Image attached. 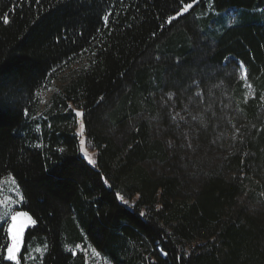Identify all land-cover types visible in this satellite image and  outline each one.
Here are the masks:
<instances>
[{
	"label": "trees",
	"instance_id": "trees-1",
	"mask_svg": "<svg viewBox=\"0 0 264 264\" xmlns=\"http://www.w3.org/2000/svg\"><path fill=\"white\" fill-rule=\"evenodd\" d=\"M263 7L0 0V179L16 180L20 209L34 220L25 243L46 241L43 264H86L78 249L86 247L112 264H264ZM229 8L238 11L235 24L209 31L207 10ZM81 54L86 64L35 116L37 93ZM166 91L198 113L202 147L224 146L215 167L204 172L167 151L160 131L175 137V128L155 98ZM75 110L95 167L79 154ZM246 183L261 195L250 211L236 205ZM0 264H14L3 248Z\"/></svg>",
	"mask_w": 264,
	"mask_h": 264
},
{
	"label": "rangeland",
	"instance_id": "rangeland-1",
	"mask_svg": "<svg viewBox=\"0 0 264 264\" xmlns=\"http://www.w3.org/2000/svg\"><path fill=\"white\" fill-rule=\"evenodd\" d=\"M259 13L264 15V7L258 10ZM206 15L211 19L208 30L217 32L221 31L226 27L233 26L238 17V11L235 8H229L223 13H213L210 9L207 10ZM234 21V22H233ZM87 57L84 54L74 57L68 63L60 66L53 74V77L41 88L37 93V107L36 115H39L43 110L47 102L50 100L51 95L57 91L62 85L69 82L86 64ZM233 58H227L225 60L226 64L232 63ZM237 72L239 78L245 83V98L250 99L253 97V91L250 84L247 82L246 70L241 68L240 62L236 63ZM197 89V85H195ZM159 103L167 111L170 117V125L174 126L175 137H168L166 135V130L162 129L160 131L159 138L165 143L166 149L170 154H175L180 156L182 160H186L187 164L197 167V163L204 165V172L212 167H215L217 160L219 158V152L224 147L216 145L215 142H211V147H202L201 138L198 135L197 127V114L192 108L187 106H180L175 102L174 94L172 92L166 91L162 94L155 96ZM158 103V104H159ZM78 111V110H75ZM236 124V123H235ZM83 125V127L81 126ZM73 133L76 135L78 140L79 154L85 161L91 166L95 167V164H91L89 160L96 161V152L92 150L87 142L84 132V124L82 121V116H76V122L73 125ZM83 141V144H81ZM217 146V145H216ZM215 148V150H213ZM209 160V162H207ZM208 164V165H207ZM183 166V165H182ZM186 168V167H185ZM188 174H192L189 173ZM189 175V176H190ZM193 175V174H192ZM259 191L255 185L246 183L239 196L237 197V207L244 211H250L257 208L260 205ZM23 203V197L21 190L11 174H6L0 179V229H2L6 238L2 239L0 235V251L3 248V258L4 260L14 263L7 259V248L10 242V234L7 231L8 224L11 223V215L15 212L23 211L20 207ZM28 213V212H27ZM30 215V214H29ZM31 216V215H30ZM32 218V217H31ZM32 221L33 218H32ZM26 224L23 232L19 235V252L17 256V261L15 264H43V258L47 252V243L45 240H29L25 243V232L28 228H31L34 223L28 221L27 218L21 217L17 221V225ZM15 232V229H13ZM14 243V242H13ZM81 249L86 255V264H112L105 256L101 255L98 251L91 247L78 248ZM158 249V248H157Z\"/></svg>",
	"mask_w": 264,
	"mask_h": 264
},
{
	"label": "snow or ice",
	"instance_id": "snow-or-ice-1",
	"mask_svg": "<svg viewBox=\"0 0 264 264\" xmlns=\"http://www.w3.org/2000/svg\"><path fill=\"white\" fill-rule=\"evenodd\" d=\"M192 7H193L192 3L186 4L183 8H181L179 11H177L174 16L169 17L168 22L170 23L172 20L181 16L186 10H188ZM105 19H107V17H105ZM240 67L243 68L244 67L243 64H241ZM75 115L77 117H81L83 115V113L80 111H75ZM81 126L83 127V125H81ZM81 144H83V141H81ZM88 162L91 164L96 163L95 160H89ZM117 198L123 199L119 194H117ZM124 203L127 204V201H124ZM142 215H143V213H142ZM21 217H25L28 219V221L34 223V221H32L31 216L27 212L19 211V212H15L14 214L11 215V218H10L11 223L8 224L7 231L10 234V241H13L14 243L13 242L9 243V246L7 248V259L10 261H13L14 264L17 261V256H18L19 247H20L19 235H20V233L23 232L24 227L27 226L26 224H23V223L20 224L19 226L17 225V221ZM13 229H15V232H13Z\"/></svg>",
	"mask_w": 264,
	"mask_h": 264
}]
</instances>
